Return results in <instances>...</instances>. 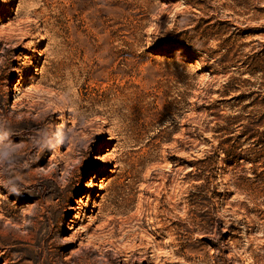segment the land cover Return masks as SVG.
I'll return each mask as SVG.
<instances>
[{
    "label": "rangeland",
    "instance_id": "obj_1",
    "mask_svg": "<svg viewBox=\"0 0 264 264\" xmlns=\"http://www.w3.org/2000/svg\"><path fill=\"white\" fill-rule=\"evenodd\" d=\"M0 264H264V0H0Z\"/></svg>",
    "mask_w": 264,
    "mask_h": 264
},
{
    "label": "bare ground",
    "instance_id": "obj_2",
    "mask_svg": "<svg viewBox=\"0 0 264 264\" xmlns=\"http://www.w3.org/2000/svg\"><path fill=\"white\" fill-rule=\"evenodd\" d=\"M12 2H14V1H12ZM55 117L57 119H60V118H62V114L59 112L55 115ZM72 122H73L72 125L76 124L74 121H72ZM68 131H72L71 126H69L65 130V133ZM115 139H117V138L106 137L105 140L96 142V144L98 145V146L96 145L94 147V151H95L94 157H95L96 161H95V164L91 168H89V170L85 176L86 179L82 182V189L80 191L82 192L81 194H83V195L80 197V199H79L80 201L87 199L89 197L90 190H92L96 187H99L100 192L104 191V185H105L106 177L109 176L108 172H110L111 174L119 172V171H117L116 165H111V164L109 165V166H111V168L106 170V168L108 167V165H106L108 158L113 156V154L107 150V147H108L110 141L112 143ZM114 158L115 157H113L112 159L114 160ZM116 159H117V157L115 158V160ZM101 175H104V176L101 177ZM105 188H107V187H105ZM73 209H75V207H73ZM71 227H73V226H71Z\"/></svg>",
    "mask_w": 264,
    "mask_h": 264
}]
</instances>
